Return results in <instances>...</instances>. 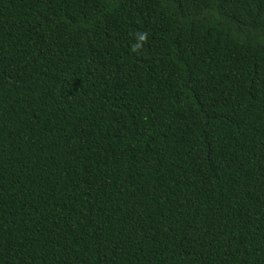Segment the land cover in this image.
Wrapping results in <instances>:
<instances>
[{
	"label": "trees",
	"instance_id": "1",
	"mask_svg": "<svg viewBox=\"0 0 264 264\" xmlns=\"http://www.w3.org/2000/svg\"><path fill=\"white\" fill-rule=\"evenodd\" d=\"M0 264H264V0H0Z\"/></svg>",
	"mask_w": 264,
	"mask_h": 264
},
{
	"label": "clouds",
	"instance_id": "2",
	"mask_svg": "<svg viewBox=\"0 0 264 264\" xmlns=\"http://www.w3.org/2000/svg\"><path fill=\"white\" fill-rule=\"evenodd\" d=\"M136 35H137L138 43H136L132 46V51H134V52H137L140 49H142L143 45L145 43H147V40H148V34L147 33L138 32Z\"/></svg>",
	"mask_w": 264,
	"mask_h": 264
}]
</instances>
